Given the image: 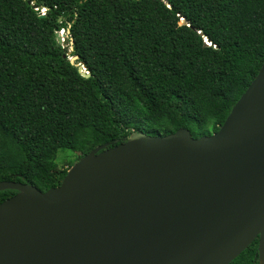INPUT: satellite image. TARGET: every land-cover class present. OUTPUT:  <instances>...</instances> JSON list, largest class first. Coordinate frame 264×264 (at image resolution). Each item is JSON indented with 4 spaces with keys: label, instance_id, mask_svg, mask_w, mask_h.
<instances>
[{
    "label": "trees",
    "instance_id": "1",
    "mask_svg": "<svg viewBox=\"0 0 264 264\" xmlns=\"http://www.w3.org/2000/svg\"><path fill=\"white\" fill-rule=\"evenodd\" d=\"M263 62L264 0H0V181L45 192L61 151L217 132ZM230 264H260L259 238Z\"/></svg>",
    "mask_w": 264,
    "mask_h": 264
},
{
    "label": "water",
    "instance_id": "2",
    "mask_svg": "<svg viewBox=\"0 0 264 264\" xmlns=\"http://www.w3.org/2000/svg\"><path fill=\"white\" fill-rule=\"evenodd\" d=\"M6 189L17 193L0 203V264H230L257 238L262 264L264 62L217 132H133L82 157L60 186Z\"/></svg>",
    "mask_w": 264,
    "mask_h": 264
},
{
    "label": "rangeland",
    "instance_id": "3",
    "mask_svg": "<svg viewBox=\"0 0 264 264\" xmlns=\"http://www.w3.org/2000/svg\"><path fill=\"white\" fill-rule=\"evenodd\" d=\"M44 13V12H42ZM62 37L67 38L68 37V33L64 32L63 30L60 31ZM80 154V149L79 147H75L73 150H65V151H61L58 155L57 160L54 163V167L53 170L55 171H59L62 168H71L70 164L71 162H73L75 160V158L77 157V155Z\"/></svg>",
    "mask_w": 264,
    "mask_h": 264
},
{
    "label": "bare ground",
    "instance_id": "4",
    "mask_svg": "<svg viewBox=\"0 0 264 264\" xmlns=\"http://www.w3.org/2000/svg\"><path fill=\"white\" fill-rule=\"evenodd\" d=\"M261 263H262V264H264V261H263V260H261Z\"/></svg>",
    "mask_w": 264,
    "mask_h": 264
}]
</instances>
